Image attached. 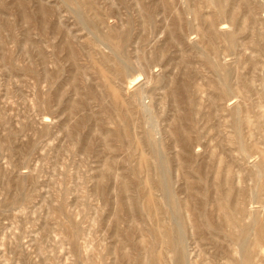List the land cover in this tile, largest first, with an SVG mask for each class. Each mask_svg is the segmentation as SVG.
Returning a JSON list of instances; mask_svg holds the SVG:
<instances>
[{
    "label": "rangeland",
    "instance_id": "1",
    "mask_svg": "<svg viewBox=\"0 0 264 264\" xmlns=\"http://www.w3.org/2000/svg\"><path fill=\"white\" fill-rule=\"evenodd\" d=\"M263 204L264 0H0V264H264Z\"/></svg>",
    "mask_w": 264,
    "mask_h": 264
},
{
    "label": "bare ground",
    "instance_id": "2",
    "mask_svg": "<svg viewBox=\"0 0 264 264\" xmlns=\"http://www.w3.org/2000/svg\"><path fill=\"white\" fill-rule=\"evenodd\" d=\"M222 89V88H221ZM231 91V90H230ZM222 92L227 96V99H226V101L228 100V99H230L231 98V96H229V91L226 89V88H223V90H222ZM223 95V94H222ZM224 96V95H223ZM225 101V100H224ZM223 106V105H222ZM229 106V105H228ZM246 152V151H245ZM246 157H251V153L250 152H247L246 154H244ZM261 176H262V174H261ZM260 183V182H259ZM256 203V199L255 198H251L250 200H249V202H248V204H252L253 205V203ZM264 205V204H263ZM253 208V207H252ZM250 209V208H249ZM252 210V209H251ZM250 211V210H249ZM249 214L252 216L253 215V213L250 211L249 212ZM248 215V214H247ZM239 255H240V257H242V258H249L250 257V253L248 252V251H244L243 250V248L239 251ZM238 255V256H239ZM180 262V261H179Z\"/></svg>",
    "mask_w": 264,
    "mask_h": 264
}]
</instances>
